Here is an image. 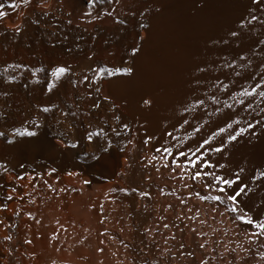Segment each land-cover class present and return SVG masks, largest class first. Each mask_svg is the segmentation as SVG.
I'll use <instances>...</instances> for the list:
<instances>
[{
  "label": "bare ground",
  "instance_id": "1",
  "mask_svg": "<svg viewBox=\"0 0 264 264\" xmlns=\"http://www.w3.org/2000/svg\"><path fill=\"white\" fill-rule=\"evenodd\" d=\"M0 5V264H264V0Z\"/></svg>",
  "mask_w": 264,
  "mask_h": 264
},
{
  "label": "snow or ice",
  "instance_id": "2",
  "mask_svg": "<svg viewBox=\"0 0 264 264\" xmlns=\"http://www.w3.org/2000/svg\"><path fill=\"white\" fill-rule=\"evenodd\" d=\"M258 2L259 0H252L253 4H256ZM89 3H92V0H89ZM13 6L14 5H9V7H13ZM0 7H2V5H0ZM4 15H5L4 12H0V17H3ZM255 19L256 17L253 16L252 20H255ZM236 34L237 33L235 32L231 33V35L233 36H235ZM68 70L69 69L64 66L57 67L55 68L53 72V76L56 78H59L61 75H63ZM101 71H106V70L101 69ZM126 71L131 72V69L129 68ZM97 75H99V73H97ZM108 75H112V73H108ZM85 79H87V77H85ZM54 87H55L54 84L49 83L48 90L51 91L52 88ZM96 91L99 92V89H96ZM260 94L264 96V92H261ZM104 99L107 100L108 97L105 96ZM144 103L147 104L148 101L145 100ZM93 107L94 108L99 107V104L95 103L93 104ZM41 110L44 112H47L50 109L47 107H44ZM227 126L230 127L231 125H227ZM218 131L224 132L225 129L220 128ZM21 134L22 135L26 134L29 136L35 135V133L33 132H26V133H21ZM93 135H95V133H89L87 138L91 140ZM168 135L171 136V133H168ZM209 139L204 140L203 143L196 149L195 152L188 150L189 152H191V158H189L187 154L183 151H179L175 154L177 158L185 157L184 164L186 168L191 167L193 169H196V171H194L191 175L192 180L203 179L204 177L209 176V175L212 176L211 182L205 183L203 187L205 188V190H210L214 187L216 194L210 195V196H200V194L197 193V195L200 196L201 200H212L216 202L217 204L225 205V211L236 214L235 221H239L242 224H246V225H249L251 227L258 229V233L256 234H264V218L254 219L252 217H249L248 213L243 211L241 208L242 202L240 201L239 197H241V195L244 193L246 185L237 183L240 180L239 174L234 173L233 174L234 178H225L221 175L210 174L202 170L203 168L215 167L213 164L209 163L207 160L204 159V153L201 151L204 145L209 143ZM228 139L235 140L236 137L230 135ZM145 143H147V140H145ZM71 146L75 147V145H71ZM156 151L159 152L161 151V149L157 148ZM163 151L167 153L168 155H172V150L170 148L166 147L163 149ZM212 151L219 152L221 151V148H215V149H212ZM170 163L176 164L177 166H179L178 159L176 158L172 159ZM219 167H223V165H219ZM261 175L264 176V173H261ZM233 185H236V187H233ZM201 247H203V245H201Z\"/></svg>",
  "mask_w": 264,
  "mask_h": 264
}]
</instances>
